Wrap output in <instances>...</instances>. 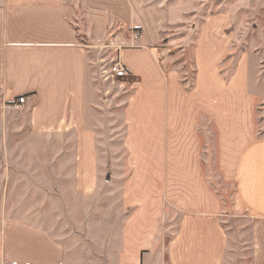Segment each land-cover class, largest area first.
I'll use <instances>...</instances> for the list:
<instances>
[{
	"label": "crops",
	"instance_id": "0c3cea01",
	"mask_svg": "<svg viewBox=\"0 0 264 264\" xmlns=\"http://www.w3.org/2000/svg\"><path fill=\"white\" fill-rule=\"evenodd\" d=\"M169 5V0H0V93L11 103L28 97L24 105L33 133L73 136L76 192L97 195L102 179L110 181L112 157L103 159L99 144L106 123L94 64L100 45H120L112 53L138 84L123 107L128 172L122 201L130 212L113 263L150 264L162 230L175 221L166 247L169 264H225L229 233L223 201L203 162L202 124L208 122L217 136L218 171L235 184L236 204L252 218V264H264V128L258 124L264 55L242 52L227 74L231 15L209 14L188 46L190 80L160 46L171 21ZM130 28L140 32L138 40ZM0 217L4 264H66V245L43 224Z\"/></svg>",
	"mask_w": 264,
	"mask_h": 264
},
{
	"label": "rangeland",
	"instance_id": "374dc122",
	"mask_svg": "<svg viewBox=\"0 0 264 264\" xmlns=\"http://www.w3.org/2000/svg\"><path fill=\"white\" fill-rule=\"evenodd\" d=\"M169 1L171 21L164 27L160 46L169 49L170 61L178 68L183 67L182 72L185 68L190 80L192 52L188 46L198 37L203 19L209 14L226 11L231 15L228 33L232 35V59L224 64L227 74L232 72L242 52L264 55V0ZM117 24L120 30H125L121 23ZM133 29L130 28V36ZM85 38L81 35L82 42H86L88 38ZM182 42H185V52L181 50ZM97 53L105 59L104 45L98 47ZM111 58L106 57V60ZM111 87L109 100L101 101L106 127L99 144L103 159L112 157L113 174L110 181L102 179L97 195L93 196L76 192L73 136L33 133L29 108L25 105L17 108L5 102L0 93V216L6 214L43 224L66 245V264H114L130 212L122 201L128 172L123 107L129 90L117 84ZM32 107L33 104L30 110ZM258 124L262 130L264 96L258 104ZM112 128L116 129L111 131ZM202 135L206 175L223 201L224 224L229 233L225 264H252V218L245 209L238 208L235 184L224 180L218 171L216 132L208 122L202 124ZM175 224L174 221L173 227L162 230L150 254V264H169L166 247L174 234ZM0 264H4L1 259Z\"/></svg>",
	"mask_w": 264,
	"mask_h": 264
},
{
	"label": "built area",
	"instance_id": "2783aa9c",
	"mask_svg": "<svg viewBox=\"0 0 264 264\" xmlns=\"http://www.w3.org/2000/svg\"><path fill=\"white\" fill-rule=\"evenodd\" d=\"M132 39L138 40L140 38V32L137 29H133L132 31ZM111 44V43H110ZM106 57L111 58V60H106L100 57L94 64L95 74L98 83L101 85V94L104 100H108V96L113 90L112 85H119L120 87H127L128 90L135 85L138 84L136 80L131 79V73L126 67V65L122 62V60L118 57L116 53H112L113 49L116 52L120 49V45L117 47L104 46ZM112 48V49H111ZM28 97L22 95L18 97L13 104L19 108L27 103Z\"/></svg>",
	"mask_w": 264,
	"mask_h": 264
},
{
	"label": "water",
	"instance_id": "95a60500",
	"mask_svg": "<svg viewBox=\"0 0 264 264\" xmlns=\"http://www.w3.org/2000/svg\"><path fill=\"white\" fill-rule=\"evenodd\" d=\"M110 178H111V167L109 166V167H108V172H107L106 179H107V180H110Z\"/></svg>",
	"mask_w": 264,
	"mask_h": 264
},
{
	"label": "trees",
	"instance_id": "16d2710c",
	"mask_svg": "<svg viewBox=\"0 0 264 264\" xmlns=\"http://www.w3.org/2000/svg\"><path fill=\"white\" fill-rule=\"evenodd\" d=\"M210 124V123H209ZM216 147H217V136H216ZM204 154H205V151H204ZM206 155V154H205ZM209 155V153H208ZM204 164H205V161L203 160ZM216 164H217V149H216ZM218 166V165H217ZM209 181V179H208ZM210 183V182H209Z\"/></svg>",
	"mask_w": 264,
	"mask_h": 264
}]
</instances>
